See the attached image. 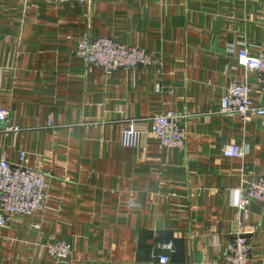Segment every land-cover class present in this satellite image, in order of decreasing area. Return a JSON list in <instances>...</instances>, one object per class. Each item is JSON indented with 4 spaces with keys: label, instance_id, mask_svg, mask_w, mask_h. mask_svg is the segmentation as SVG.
<instances>
[{
    "label": "crops",
    "instance_id": "1",
    "mask_svg": "<svg viewBox=\"0 0 264 264\" xmlns=\"http://www.w3.org/2000/svg\"><path fill=\"white\" fill-rule=\"evenodd\" d=\"M102 37L156 63L105 74L73 56ZM241 47L264 52V0H0V158L15 167L23 153L47 184L40 211L0 228V264H219L237 231L248 264H264V208L251 202L244 221L236 207L247 182L264 181V118L219 112L232 82L264 106ZM172 112L187 116L184 150L160 149L149 125L122 145V120ZM226 146L247 152L225 158ZM159 231L183 240V263L171 245L139 259V234ZM56 240L71 244L68 259L51 258Z\"/></svg>",
    "mask_w": 264,
    "mask_h": 264
},
{
    "label": "built area",
    "instance_id": "2",
    "mask_svg": "<svg viewBox=\"0 0 264 264\" xmlns=\"http://www.w3.org/2000/svg\"><path fill=\"white\" fill-rule=\"evenodd\" d=\"M94 0H55L63 4H85ZM73 56L92 65L98 66L105 74L129 69L137 70L152 66L156 60L151 54L138 48L123 45L110 38H82ZM237 62L246 71L256 76L258 91L264 94V52L250 56L243 47L237 53ZM219 112L225 115L238 114L242 117L249 115L264 118V106L257 107L250 100V89L245 83L232 82L220 100ZM187 116L179 113H168L153 116L148 119L122 120V145L136 147L143 126L149 125L150 133L156 138L160 149L184 150L186 131L183 126ZM8 111L0 109V123L6 121ZM50 126V123L47 124ZM7 130L17 132V127ZM247 148L226 146L221 153L225 158H242ZM24 154H19V162L12 167L6 157L0 158V228H6L17 216H31L40 211L47 198L46 176L24 166ZM257 202L264 208V181L247 182L238 193L236 207L244 221L249 218L248 205ZM242 223L239 224L241 228ZM171 251V246H167ZM51 258L57 262L70 257L72 246L69 242L56 240L47 246ZM251 245L242 232L237 231L224 248V254L219 264H248ZM161 264L169 262V256L159 257Z\"/></svg>",
    "mask_w": 264,
    "mask_h": 264
},
{
    "label": "water",
    "instance_id": "3",
    "mask_svg": "<svg viewBox=\"0 0 264 264\" xmlns=\"http://www.w3.org/2000/svg\"><path fill=\"white\" fill-rule=\"evenodd\" d=\"M11 117V114H10ZM1 128L6 127V121L0 123ZM171 245L174 248L171 254V262L183 263L184 261V242L181 239H176L173 234L168 231L143 232L138 236V253L137 256L143 261H150L152 251L155 246H167Z\"/></svg>",
    "mask_w": 264,
    "mask_h": 264
}]
</instances>
